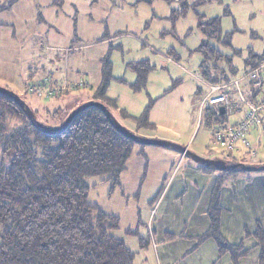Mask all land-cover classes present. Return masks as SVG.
<instances>
[{
  "label": "trees",
  "instance_id": "obj_1",
  "mask_svg": "<svg viewBox=\"0 0 264 264\" xmlns=\"http://www.w3.org/2000/svg\"><path fill=\"white\" fill-rule=\"evenodd\" d=\"M19 1L0 0V13L10 11ZM187 9L185 5L182 16ZM200 19L203 21L205 17L200 16ZM199 28L208 38L198 52L204 58L202 76L209 85L231 83L259 66L264 59V54L252 53L241 74L228 76L227 69L221 66L226 56L209 41L221 42V18L203 21ZM208 61L214 63L213 69L206 66ZM102 64V83L84 103L103 104L120 125L119 119H132L140 129H154L149 121L153 102L137 118L120 110L117 100L108 96V89L115 80L110 54ZM128 66L136 74V82L130 85L133 92L145 90L154 67L148 61ZM18 97L34 117L29 118L12 97L0 93V264H135L136 253L117 236L121 229L119 218L91 202L89 194L101 183L110 182L113 188L119 186V179L138 143L120 132L113 119L98 107L88 108L66 128L54 131L79 105L65 112L67 116L59 126L50 127L38 119L36 111L22 97ZM216 115L215 108L206 110V123L222 124ZM237 165L230 170L201 166L207 173L220 172L221 177L208 210L210 229L197 240L198 244L214 240L220 257L230 255L232 264H239L245 253L241 246L229 244L222 235L221 191L227 180L252 174L242 170L245 164ZM91 178H100V181L90 185ZM127 234L138 239L142 250L150 245L149 237H143L139 231L129 230ZM248 235L246 232L245 236ZM252 235L260 249L258 264H264V227L258 224Z\"/></svg>",
  "mask_w": 264,
  "mask_h": 264
},
{
  "label": "crops",
  "instance_id": "obj_2",
  "mask_svg": "<svg viewBox=\"0 0 264 264\" xmlns=\"http://www.w3.org/2000/svg\"><path fill=\"white\" fill-rule=\"evenodd\" d=\"M97 1L20 0L10 11L0 13V86L11 90L12 87L18 90L23 87L24 96L18 95L32 108L27 101L29 97L28 100L35 107L32 109L36 112L53 111L48 109L51 103L47 104L43 99L47 100L46 102L65 99L66 103L53 111H59L61 114L65 113V109L73 102L78 101V106L88 101L102 83L103 60L108 54L112 55V50L123 48L119 37L133 26L129 12L111 1V5L107 3L103 6ZM253 54L261 56L264 52ZM142 61L136 60L130 64ZM231 73L238 75L233 68ZM62 82L78 86V89L68 90L52 98L45 94H31L27 90L28 83H47L55 86ZM201 82L207 89L199 90L197 100L200 118L205 122L204 114L208 109L201 107L200 97L207 95L209 84L203 80ZM112 99H116L119 109L126 111L131 117L141 116H137V112H129L128 107L121 108L118 98ZM138 102L135 109L145 105L142 99ZM224 115L237 116L233 122L226 117L221 121L223 125H234L242 114ZM261 132L264 133V123L253 128L249 135L258 137ZM250 143L256 156H253L252 150L241 145L240 149L231 152L223 148L222 161L228 165H264V161L258 160V141ZM199 148L203 152L206 149L203 145H199ZM175 165L173 164L174 169L165 178L163 187L151 207L147 234L144 236L149 237L152 245L150 264H232L230 255L220 257L214 240L210 239L202 244L197 241L210 229L208 210L221 173H207L201 166L190 163L182 167ZM221 205L222 235L229 244L241 246L242 253H245L239 264H258L260 249L252 234L258 224L264 227V172L227 180L221 191ZM246 232L249 233L248 236H245ZM180 236L185 238L179 239ZM133 244L140 248L138 243ZM140 254L142 255V252ZM145 258L149 260L148 256Z\"/></svg>",
  "mask_w": 264,
  "mask_h": 264
},
{
  "label": "rangeland",
  "instance_id": "obj_3",
  "mask_svg": "<svg viewBox=\"0 0 264 264\" xmlns=\"http://www.w3.org/2000/svg\"><path fill=\"white\" fill-rule=\"evenodd\" d=\"M98 1L101 6L111 1L112 4L115 3L117 7L129 12L133 24L132 29H127V33L119 37L123 48L112 50L111 55L114 77L123 78L126 83L113 80L108 96L118 98L121 108H130L129 112H137V116L142 115L145 107L153 102L149 121L155 126L154 129H140L133 120L122 118L119 119L121 124L141 138L169 142L207 160L215 158L222 160L224 150L214 138V130L219 125L215 124V127L206 125V121H202L199 114L198 92L205 91L207 87L201 82L204 81L201 68L204 58L198 49L208 40L199 25L203 21L221 18L223 31L221 42L209 41L226 56L221 66L227 69L228 76H233L232 68L236 74H241L251 53L264 52V0ZM185 5L188 7L187 13L182 16ZM200 16L205 17V20L202 21ZM136 60H148L154 67L145 90L137 93L130 87L131 83L136 82V74L128 67V63ZM213 64L212 61H208L206 66L213 69ZM22 67L25 68V65ZM210 86L212 85H209V91ZM12 88L10 89L12 92L24 96L23 87L19 90L16 87ZM204 98L200 97V103ZM139 99H142L145 105L135 109ZM64 100L46 102L47 100L43 99L45 103H51L48 109L53 111L62 107L66 103ZM76 103L78 101L71 103L65 112L75 107ZM219 109L220 107H215L216 119L224 121L226 117L233 122L237 118L221 115ZM53 111L36 113L41 122L56 127L67 114L52 116L50 113ZM248 139L252 143L258 141L256 145L258 160L264 161V133L261 132L258 137L248 135ZM199 145L206 147L204 152ZM183 155V152L169 147H145L137 144L126 170L119 179V186L113 188L110 182L101 183L90 191L91 202L106 213L119 218L121 229L117 236L124 239L128 248L136 253L135 264H150L152 245L148 246L149 249L146 247L143 250L135 247L133 243L139 244V241L136 237L129 236L127 231H139L143 237L147 234L151 207L163 187L165 178L174 169L173 164H176V167H182L186 163L202 166ZM99 181L100 178L88 180L90 185ZM144 255L148 256L149 260Z\"/></svg>",
  "mask_w": 264,
  "mask_h": 264
},
{
  "label": "built area",
  "instance_id": "obj_4",
  "mask_svg": "<svg viewBox=\"0 0 264 264\" xmlns=\"http://www.w3.org/2000/svg\"><path fill=\"white\" fill-rule=\"evenodd\" d=\"M76 90L78 86L67 82L55 86L47 83H28L27 90L31 94H45L48 98L57 97L68 90ZM203 109L223 107L225 114L241 113V117L234 125L220 124L214 130V138L220 147L230 152L244 148L250 149L251 143L247 136L250 131L264 123V59L259 66L247 74L228 84L210 86V91L202 102ZM256 156L255 151L252 152Z\"/></svg>",
  "mask_w": 264,
  "mask_h": 264
},
{
  "label": "water",
  "instance_id": "obj_5",
  "mask_svg": "<svg viewBox=\"0 0 264 264\" xmlns=\"http://www.w3.org/2000/svg\"><path fill=\"white\" fill-rule=\"evenodd\" d=\"M0 93H4V94H7L8 96L12 97L25 110V112L29 118L34 117L30 108L17 95H15L12 92H10L4 88H1V87H0ZM90 107L100 108L106 114V116L109 119H113L112 114L109 112V110L107 109L106 106H104L103 104L94 102V101H90V102L83 103L82 105L78 106L75 110H73L72 113L66 119V121L60 127L55 128L54 131L63 130L72 122V120L74 118H76L80 113H82L83 111L87 110ZM220 114L221 115L225 114L224 108H220ZM113 123H115L117 129L120 132H122L126 136L130 137L131 139L136 141L138 144H146L149 146H158V147H169V148H172L175 150H179V151L183 152V154L185 156H188L197 164L202 165V166H206V167H213L217 170H230V169H236L238 167V165H233V166L228 165L225 161H222V160L217 161V160H207V159L201 158V157L189 152L187 149L181 148L180 146L171 144L169 142L149 140V139L141 138V137L133 134L132 132L128 131L127 129H125L122 125H120L114 119H113ZM241 168H242V170H244L246 172H252V173L253 172H264V165L259 166V167H253L250 165H245V166H242Z\"/></svg>",
  "mask_w": 264,
  "mask_h": 264
}]
</instances>
